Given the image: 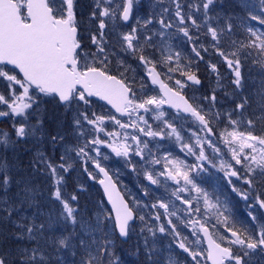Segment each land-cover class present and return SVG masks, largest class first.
<instances>
[{
    "label": "snow or ice",
    "instance_id": "6c2138e0",
    "mask_svg": "<svg viewBox=\"0 0 264 264\" xmlns=\"http://www.w3.org/2000/svg\"><path fill=\"white\" fill-rule=\"evenodd\" d=\"M0 83V264H264V0H0Z\"/></svg>",
    "mask_w": 264,
    "mask_h": 264
},
{
    "label": "rangeland",
    "instance_id": "374dc122",
    "mask_svg": "<svg viewBox=\"0 0 264 264\" xmlns=\"http://www.w3.org/2000/svg\"><path fill=\"white\" fill-rule=\"evenodd\" d=\"M251 2L258 6V0H251ZM81 5L83 6V11H84V13L86 15L87 11H88L89 0H81ZM242 15H243V13H242ZM246 23H248V24H250V25H252V26H254L256 28H261L262 27L261 25H259L255 21H246ZM199 68H200V71H202L203 64H200ZM3 87H4V85L2 83H0V90H3ZM196 96L199 97L197 94H196ZM148 115H150V114H148ZM6 127H7V122L3 121V118H0V128H6ZM157 139H159V138H157ZM159 143L161 145H163V144L166 145V144H172L174 142L173 141H169V140L167 142H165L163 140V141H159ZM153 144H155V142H153ZM163 148L168 149L170 147L163 146ZM101 151L104 152V153H108L110 155V157H112L114 155L113 153H111V150L107 149V148H102ZM104 163L107 164L108 161L104 162ZM108 168L111 169V170H115V169H118V168H121V167H120L119 164L112 165V164L108 163ZM211 171L214 172L217 176H220L219 173L216 172L215 169H211ZM128 176L131 178V181L128 182V184L124 185L125 187L123 188V191L131 190L133 195L139 196V193H138L139 191L138 190H134V188L131 185H139L140 178H138L135 174L131 173L130 171H129ZM75 182H79V183L84 184V186L87 189V192L85 194H82V197H81V203L82 204L85 201H87L89 204H92V203H95L97 200L103 198V193H102L100 187L96 184L95 181L89 180L86 175L82 174L79 165L77 166L76 171H74L72 176L70 177V185H71V183H75ZM69 190H71V186H70ZM128 259L130 261L129 264H131L132 258L128 257Z\"/></svg>",
    "mask_w": 264,
    "mask_h": 264
},
{
    "label": "flooded vegetation",
    "instance_id": "af4514ba",
    "mask_svg": "<svg viewBox=\"0 0 264 264\" xmlns=\"http://www.w3.org/2000/svg\"><path fill=\"white\" fill-rule=\"evenodd\" d=\"M221 72H222L224 75H227V74H226V70H225L224 67H221ZM200 75H201L202 79L204 80L203 87H202L199 91H193V89H191V88L185 90L187 96L190 97V98L193 97V96H196V94H197L198 96H201L202 94L206 93V91H207V90L209 89V87H210V84L212 83L211 80L205 78V77L207 76V73H206V71H205V66H204V64H203V69H202V71H200ZM196 97H197V96H196ZM109 107H110V106H109ZM164 110H166V111H168V112H173V111H174V110H172V109H169L166 105L164 106ZM150 115H151V114H150ZM150 115H149V116H150ZM146 118H147V117H146ZM149 122L153 124V127L156 126V122H155V121L150 120ZM129 131L131 132V131H133V130H132V129H129ZM164 141L167 142L168 140H164ZM162 146H165V147L168 146V147H170V148L167 149L168 151H171L174 155H179V156L183 157V154L180 153V151H179V147H178V145H176L175 143H172V144H166V145L163 144ZM221 147H222V146H221ZM107 149H108V148H107ZM163 149H164V148H162L161 151H163ZM113 154H114V153H113ZM223 158H224V159H230L229 156H225V157H223ZM188 162H189V163L194 162V158L189 157V158H188ZM217 162H218V161H217ZM108 163H110V164H112V165H117V164L120 165L121 168H118V169L120 170V173H121V174H120L118 177L114 176V179L118 180V186L120 187L121 191L124 192V191H123V188L125 187L124 185H125V184H128V182L131 181V178L128 176V174H129V170L126 169V168L124 167L122 160H121L120 158L115 157V155H113V156L111 157V159L108 161ZM108 163L105 164L106 167H108ZM210 171H211V170H210ZM218 173H219V172H218ZM219 175L222 176L223 173H219ZM139 178H140V182H141V181H142V177H139ZM96 184L100 187V185H99L98 183H96ZM131 186L134 188V190H138V185H131ZM203 186L206 187V188H208L209 191H212V188H211V186H210L209 184H204ZM216 186H217V188H218L220 191H224V190H226V188H227V185H226V183H225L224 181H219V182L217 183ZM100 189H101V191H102V193H103V190H102L101 187H100ZM138 193H139V192H138ZM159 194H160L159 192L156 193V195H159ZM139 195H140V193H139ZM222 199H223V197H222ZM233 210L236 211V209H233ZM185 235H187V231L185 232ZM167 243H168V239H164V240H162V244L166 245ZM205 246H206V245H205ZM178 253H179V250H176L175 252H173V255L175 256V255H177ZM184 255H186V254H184ZM180 258H181V260H183V259H184V256L182 255ZM209 264H210V262H209Z\"/></svg>",
    "mask_w": 264,
    "mask_h": 264
},
{
    "label": "bare ground",
    "instance_id": "6f19581e",
    "mask_svg": "<svg viewBox=\"0 0 264 264\" xmlns=\"http://www.w3.org/2000/svg\"><path fill=\"white\" fill-rule=\"evenodd\" d=\"M126 259H127L128 262H130L129 259H128V257H126Z\"/></svg>",
    "mask_w": 264,
    "mask_h": 264
},
{
    "label": "trees",
    "instance_id": "16d2710c",
    "mask_svg": "<svg viewBox=\"0 0 264 264\" xmlns=\"http://www.w3.org/2000/svg\"><path fill=\"white\" fill-rule=\"evenodd\" d=\"M237 11H240V9H237ZM241 38H243V37L241 36Z\"/></svg>",
    "mask_w": 264,
    "mask_h": 264
},
{
    "label": "water",
    "instance_id": "95a60500",
    "mask_svg": "<svg viewBox=\"0 0 264 264\" xmlns=\"http://www.w3.org/2000/svg\"><path fill=\"white\" fill-rule=\"evenodd\" d=\"M167 106V105H166ZM168 107V106H167ZM102 188V186H100Z\"/></svg>",
    "mask_w": 264,
    "mask_h": 264
}]
</instances>
